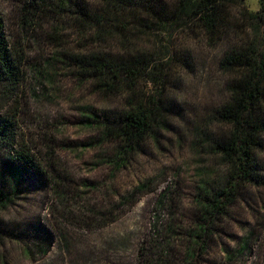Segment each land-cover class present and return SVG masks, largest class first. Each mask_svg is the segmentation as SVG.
<instances>
[{
	"label": "rangeland",
	"instance_id": "rangeland-1",
	"mask_svg": "<svg viewBox=\"0 0 264 264\" xmlns=\"http://www.w3.org/2000/svg\"><path fill=\"white\" fill-rule=\"evenodd\" d=\"M33 1L0 0L9 42L24 54L19 93L7 105L0 95V117H16L20 145L45 174L18 165L15 153L0 145V264H156L159 256L165 264H264V184L245 187L244 199L220 223L223 233L204 253L188 257L198 189L205 180L228 179L230 171L214 149L235 132L220 119L236 77L221 63L252 46L264 55L260 0H225L214 33L193 14L199 0H131L119 23L88 32L58 10L57 16L29 17L25 26V7ZM70 2L73 9L103 8L98 0ZM92 54L117 65L145 59L148 67L140 70L132 92L122 78L116 93H104L75 62ZM129 93L148 102L153 129L128 162L116 166L108 157L117 143L90 121L122 114ZM255 114L264 120V104ZM49 158L61 174L57 184L50 182ZM258 161L264 182V152ZM140 186L146 187L132 206L116 211V221L97 220V211ZM64 205L68 219L61 218Z\"/></svg>",
	"mask_w": 264,
	"mask_h": 264
},
{
	"label": "trees",
	"instance_id": "trees-1",
	"mask_svg": "<svg viewBox=\"0 0 264 264\" xmlns=\"http://www.w3.org/2000/svg\"><path fill=\"white\" fill-rule=\"evenodd\" d=\"M224 1L199 0L194 7L192 6L193 14L201 15L200 20L210 33H214L221 26L222 16L225 12L223 10ZM98 2L102 4L103 8L92 11L76 4L73 9L70 6V0H34L33 3L25 7L24 25L28 26V21L37 15L39 17L57 16L59 13L66 12L70 14L67 16L69 20L79 26L82 31L88 32L95 27L101 29L105 23H114V21L119 23L118 14L127 10L126 4H130L131 0H98ZM260 4L264 16V0H260ZM23 61L24 54H20L9 42L6 23L0 14V95L5 101V105L19 93V87L23 82L21 70ZM75 62L84 76L97 80L98 88L104 93H116L114 89L119 88L118 81L122 78L130 81V84L127 83V87L132 92L133 81L137 80L138 74L142 73L140 70H146L148 67V61L145 59H137L130 65L124 64V61L117 65L115 61H109L103 56L93 54L76 57ZM221 65L224 70L233 72L236 76L228 88L230 102L220 113L222 122L232 125L235 132L228 139L215 142L214 149L225 157L230 171L228 179L205 180L198 189L194 200L195 225L189 234L193 245L188 250L189 258H193L196 252L204 253L210 240L223 233L220 223L230 217V211L240 199H244L242 194L245 187H261L264 184L260 176L261 168L258 161L259 154L264 152L262 143L264 120L256 116L257 112L255 114V110L264 104V55L259 54L252 46L226 56ZM130 93L129 97L127 96L129 99L128 108L122 114L114 118L107 117L101 121L98 119L90 121V124L96 127L110 143H117L115 152L108 157L109 161L116 166L128 162L129 155L135 151L136 146H140L148 138L149 132L153 129L154 112L148 107V102L137 100ZM0 145L9 149L11 153H15L14 160L18 162V165L44 177L43 166L26 146L20 145L18 121L14 115L0 117ZM20 146L21 151L16 152ZM51 161L52 159L49 158L47 162L52 170L50 182L57 184L56 179L61 174ZM17 168L14 169L17 170ZM142 187L146 186H140L133 193L120 197V202L116 205L97 211V214H94L98 216L97 220L105 224L112 220L116 221L118 219L114 218L116 211L121 207L132 206L135 203L136 193L143 191ZM59 192L57 189L56 195ZM66 192L69 193L67 190ZM2 199L3 193L0 192V201ZM166 199L167 197H164L161 205H165ZM68 206H65L61 218L68 219L71 216ZM94 210L92 208L91 212L93 213ZM82 213L86 215L83 210ZM173 229L171 224L168 232L172 234ZM251 241L252 237H248L244 249L249 248ZM43 246L45 243L42 246L39 245V249H42ZM157 255V252H154L151 256L156 257ZM228 257L233 261V253H230ZM159 258L156 262L149 260L156 264H165L162 261V256Z\"/></svg>",
	"mask_w": 264,
	"mask_h": 264
}]
</instances>
